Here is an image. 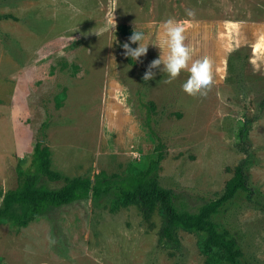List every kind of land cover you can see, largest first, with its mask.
Segmentation results:
<instances>
[{
  "label": "rangeland",
  "instance_id": "1",
  "mask_svg": "<svg viewBox=\"0 0 264 264\" xmlns=\"http://www.w3.org/2000/svg\"><path fill=\"white\" fill-rule=\"evenodd\" d=\"M0 16L1 193L18 185L42 138L51 168L69 178H121L161 150L159 185L178 211L196 212L246 156L237 134L249 120L247 170L259 203L239 191L213 219L236 239L241 264H264V0H0ZM170 17L184 21L193 58L213 61L207 96L182 91L184 71L171 83L159 68L142 79ZM119 24L148 43L132 64ZM161 221L157 210L150 226L133 204L89 198L25 226L0 216V264H205L194 232L178 228L180 247H162Z\"/></svg>",
  "mask_w": 264,
  "mask_h": 264
},
{
  "label": "trees",
  "instance_id": "2",
  "mask_svg": "<svg viewBox=\"0 0 264 264\" xmlns=\"http://www.w3.org/2000/svg\"><path fill=\"white\" fill-rule=\"evenodd\" d=\"M117 29L126 36L128 42L134 29L125 24L117 25ZM130 47L135 48L136 44L130 43ZM125 59L133 63L132 58L125 56ZM250 126V121L245 120L237 134L246 156L234 167L233 175L222 193L201 205L196 212L178 211L172 203L171 192L159 185L154 172L163 155L161 150L144 168L134 169L121 178L115 179L117 175L108 176L103 172L94 175L93 180L88 176L69 178L51 168L50 150L40 138L32 146L30 166L20 177L18 185L4 193L0 192V216L6 218L11 226H25L72 202L89 198L98 203L108 199L112 209L130 204L137 206L150 226L152 214L157 210L162 217L158 230L159 243L164 248L176 250L180 247L177 235V229L180 228L197 234V245L205 256V264H241L243 252L236 239L228 230L219 231L213 217L239 191L248 192L249 201L259 203L257 190L249 184L247 170L251 154L245 144ZM59 181L61 184L55 185Z\"/></svg>",
  "mask_w": 264,
  "mask_h": 264
},
{
  "label": "clouds",
  "instance_id": "3",
  "mask_svg": "<svg viewBox=\"0 0 264 264\" xmlns=\"http://www.w3.org/2000/svg\"><path fill=\"white\" fill-rule=\"evenodd\" d=\"M187 15L191 17L194 13L188 10ZM110 27L115 31L116 21L114 18ZM160 28L158 45L160 55L148 64L142 79L144 81L153 79L155 73L152 70L159 68L168 76L165 82L171 83L184 71L187 73V77L181 84L182 91L193 97L198 95L207 96L214 83L213 61L211 58L208 56L193 58L191 45L185 43L186 29L184 21H178L170 17L161 23ZM95 34L99 35V33ZM144 39L145 34L143 32L133 30L128 37V42L122 44L123 54L134 61L139 60L140 57L147 54L148 50V43H142ZM130 43L138 46L135 48L130 47ZM0 202H2V198H0ZM50 243H55V241L50 240Z\"/></svg>",
  "mask_w": 264,
  "mask_h": 264
}]
</instances>
